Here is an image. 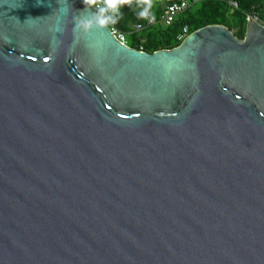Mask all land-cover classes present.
I'll return each mask as SVG.
<instances>
[{
  "label": "water",
  "instance_id": "obj_1",
  "mask_svg": "<svg viewBox=\"0 0 264 264\" xmlns=\"http://www.w3.org/2000/svg\"><path fill=\"white\" fill-rule=\"evenodd\" d=\"M120 44L86 0H0V264H264V26Z\"/></svg>",
  "mask_w": 264,
  "mask_h": 264
},
{
  "label": "trees",
  "instance_id": "obj_2",
  "mask_svg": "<svg viewBox=\"0 0 264 264\" xmlns=\"http://www.w3.org/2000/svg\"><path fill=\"white\" fill-rule=\"evenodd\" d=\"M93 5L97 0H86ZM108 3L109 14L105 16L109 26L124 33L128 47L134 50L154 53L171 50L180 45L175 41L183 27L192 33L210 25L228 28L235 37L243 39L242 28L246 23V15L257 12L264 18V0H234L237 8L232 10L221 0H201L192 5L186 12L178 16L170 26H163L159 18L167 5L181 0H100ZM144 8H150L158 21L147 25L141 16ZM143 24L141 31H135L136 24Z\"/></svg>",
  "mask_w": 264,
  "mask_h": 264
},
{
  "label": "built area",
  "instance_id": "obj_3",
  "mask_svg": "<svg viewBox=\"0 0 264 264\" xmlns=\"http://www.w3.org/2000/svg\"><path fill=\"white\" fill-rule=\"evenodd\" d=\"M200 1L201 0H181L172 3L170 5H167L164 8L159 18V23H161L163 26H170L178 16L186 12L192 5L199 3ZM221 1H224L232 10L237 8V4L235 3L234 0H221ZM90 6L96 13H98L100 16L104 18L106 15L109 14V8L107 2L97 0L93 2V5ZM141 16L145 19L147 25H154L155 23L158 22L150 8H144L141 11ZM245 19L246 22L250 19L264 26V18H261V16L257 12L248 13ZM142 29H143V24L141 23L136 24L134 27L135 31H141ZM110 30L112 35L116 38V40L120 44L128 47L127 38L124 33L118 31L116 28L110 27ZM188 35L189 33L187 27H183L181 32L176 36L175 41L181 44V42H183ZM139 51H141V49Z\"/></svg>",
  "mask_w": 264,
  "mask_h": 264
}]
</instances>
